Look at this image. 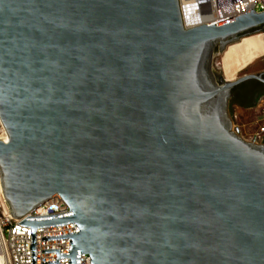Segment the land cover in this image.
<instances>
[{
    "label": "water",
    "instance_id": "obj_1",
    "mask_svg": "<svg viewBox=\"0 0 264 264\" xmlns=\"http://www.w3.org/2000/svg\"><path fill=\"white\" fill-rule=\"evenodd\" d=\"M264 34L253 11L186 29L179 0H0V187L13 219L58 195L56 262L264 264V144L230 115L214 57Z\"/></svg>",
    "mask_w": 264,
    "mask_h": 264
},
{
    "label": "built area",
    "instance_id": "obj_2",
    "mask_svg": "<svg viewBox=\"0 0 264 264\" xmlns=\"http://www.w3.org/2000/svg\"><path fill=\"white\" fill-rule=\"evenodd\" d=\"M186 29L201 26H214L238 16L251 13L264 14V0H179ZM191 18L192 25L186 24ZM234 128L238 127L234 124ZM240 133V132H239ZM245 139V138H244ZM246 140V139H245ZM249 142L264 144V100L258 105L257 129L250 136ZM70 212L69 207L58 195L33 210L21 220L12 218L9 209L0 195V253L4 264H31V229L18 226L28 217L56 216ZM79 233L75 223L62 227L36 230V264L56 262V253L42 254L44 250L59 249L60 254H68L70 239L45 241L44 237L64 236ZM69 259H60V264H68ZM80 264H90L87 255H80Z\"/></svg>",
    "mask_w": 264,
    "mask_h": 264
},
{
    "label": "rangeland",
    "instance_id": "obj_3",
    "mask_svg": "<svg viewBox=\"0 0 264 264\" xmlns=\"http://www.w3.org/2000/svg\"><path fill=\"white\" fill-rule=\"evenodd\" d=\"M224 54H219L214 57V72L219 74L221 77H224L222 70V59ZM232 72L234 73L233 81H237L240 77L244 75L256 74L258 75L261 71H264V56L258 59H255L251 65L247 68L240 70L236 65H232ZM226 80V79H225ZM264 100V99H263ZM260 104V103H259ZM230 115L233 119L234 124L239 129V134L249 140L250 136L257 129V116H258V107L253 108H241L238 105L234 104L230 107ZM4 136V130L0 123V138Z\"/></svg>",
    "mask_w": 264,
    "mask_h": 264
},
{
    "label": "bare ground",
    "instance_id": "obj_4",
    "mask_svg": "<svg viewBox=\"0 0 264 264\" xmlns=\"http://www.w3.org/2000/svg\"><path fill=\"white\" fill-rule=\"evenodd\" d=\"M187 26L192 25L191 18H186ZM264 56V34L249 37L242 40L240 43L229 47L222 59V70L226 80L233 81L234 73L232 65L236 64L240 70L247 68L255 59ZM2 140H6L5 134ZM1 195V187H0ZM0 264H4L0 253Z\"/></svg>",
    "mask_w": 264,
    "mask_h": 264
},
{
    "label": "flooded vegetation",
    "instance_id": "obj_5",
    "mask_svg": "<svg viewBox=\"0 0 264 264\" xmlns=\"http://www.w3.org/2000/svg\"><path fill=\"white\" fill-rule=\"evenodd\" d=\"M259 74H264L261 71ZM264 78V77H263ZM264 99V83L260 81H247L239 85L232 94L230 107L234 104L241 108L258 107Z\"/></svg>",
    "mask_w": 264,
    "mask_h": 264
}]
</instances>
